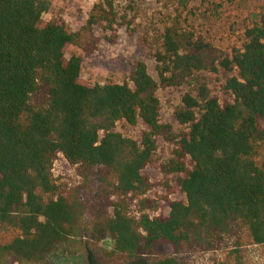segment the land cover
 Segmentation results:
<instances>
[{
    "label": "trees",
    "instance_id": "obj_1",
    "mask_svg": "<svg viewBox=\"0 0 264 264\" xmlns=\"http://www.w3.org/2000/svg\"><path fill=\"white\" fill-rule=\"evenodd\" d=\"M197 1L204 0H174L176 18L154 34L156 79L138 62L122 83L89 85L80 58H66L79 33L61 17L43 19L51 0H0V264H66V254L73 255L85 208L82 188L53 182L58 154L84 186L103 171L102 182L121 199L94 225L113 243L105 257L185 264L176 255L235 229L264 246V13L243 30L240 47L223 53L183 26ZM99 23L112 31L126 18H118L113 0H101L84 29ZM219 71L229 75L223 100L199 77ZM184 86L173 112L176 133L160 123L157 92ZM120 122H140L146 131L139 140L125 138L115 132ZM158 137L174 145L160 172L175 178L185 201L167 202L166 216L150 217L144 211L155 207L143 200L134 217L120 201L148 190L142 171Z\"/></svg>",
    "mask_w": 264,
    "mask_h": 264
},
{
    "label": "rangeland",
    "instance_id": "obj_2",
    "mask_svg": "<svg viewBox=\"0 0 264 264\" xmlns=\"http://www.w3.org/2000/svg\"><path fill=\"white\" fill-rule=\"evenodd\" d=\"M113 1L118 18L125 17L126 23L124 26H114L112 31L106 30L101 23L91 30L84 29L92 7L101 0H51L50 10L43 19L49 21L61 17L73 33H79L78 44L69 47L66 58L72 55L80 58V76L85 83L102 84L106 79L122 83L128 80L133 66L138 62L143 63L149 75L156 79L155 62L151 56L154 49L152 40L156 32L172 24L176 18L174 0ZM192 9L193 14L186 18L183 26H188V29L223 53H229L232 48L240 47L243 30L255 24L259 14L264 13V0H204L193 3ZM183 19L184 15L181 21ZM199 77L212 94L220 100L227 99L221 91L222 84L229 77L227 73H201ZM194 83V80L189 81L191 85ZM186 90L184 86L179 89H159L157 92L160 123L170 125L176 133L181 127L174 122L173 112ZM143 131L146 129L140 122L133 127L120 122L115 127V132L132 140H139ZM155 142L156 151L152 162L142 171L149 182L148 190L143 196L130 195L120 201L129 215L134 217L138 216L143 200H148L155 207L144 211L150 217L166 216L169 213L167 202L185 201V196L175 186V178L160 172V165L171 157L174 145L160 137ZM51 174L55 185L67 191L82 188L78 195L85 208L81 234L72 248L73 255L66 254V264H131L123 257H105L103 254L112 250L113 243L94 230L97 217L104 211L109 214V205L121 200L111 195V186L102 182L105 173H94L88 185L84 186L76 167L58 154ZM166 253L172 256L170 250H166ZM176 256L185 264H264V246L252 244L244 229H235ZM152 260L153 257H146L143 262L149 264ZM45 263L62 264L63 261L50 260Z\"/></svg>",
    "mask_w": 264,
    "mask_h": 264
}]
</instances>
